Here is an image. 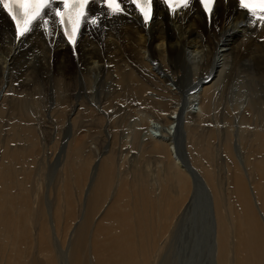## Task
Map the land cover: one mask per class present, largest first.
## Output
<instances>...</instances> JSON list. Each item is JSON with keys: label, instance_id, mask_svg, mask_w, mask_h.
Wrapping results in <instances>:
<instances>
[{"label": "bare ground", "instance_id": "1", "mask_svg": "<svg viewBox=\"0 0 264 264\" xmlns=\"http://www.w3.org/2000/svg\"><path fill=\"white\" fill-rule=\"evenodd\" d=\"M90 10L98 14L101 8L93 3ZM129 12L131 15L105 16L99 28H83L74 48L63 40L55 23L50 25L54 30L51 37L36 27L17 42L10 21L0 10L1 184L10 171L8 160H20L21 152L24 156L25 151L32 153L30 148L36 145L48 148L57 142L54 146L59 154L70 151L65 163L63 154L59 155L64 165L76 160L75 152L98 153L101 141L111 145L102 157L94 153L100 161L94 178L89 180L86 213L72 228L70 245L66 248L53 241L44 217L38 232L39 251L35 254L36 248L31 245L33 232L22 223L24 218L16 222L25 234L15 246L19 249L14 252L13 244L0 243V264L4 260L6 264H161V259L156 261L161 253L167 254L163 263L178 264L182 257L177 260L176 255H171L175 238L186 218L193 214L189 201L203 192L200 185L204 179L217 193L216 205L211 206L212 230L216 234L213 264H228L227 242L233 236L238 242L237 264L245 260V264L251 260L257 264L254 250L260 241L264 245V129L252 131L239 123L234 128L227 122L225 128L208 132L210 143L212 139L215 143L220 140L219 148L212 152L221 148L226 152L224 157L231 158L230 163L224 159L225 188L209 166L188 161L185 131L189 130L191 138H198L196 127L213 112L218 113L220 102L227 103L222 113L225 121L253 120L256 114L264 119V27L254 26L235 0H217L209 21L197 3L175 16L157 3L154 19L147 26L135 11ZM195 103L197 108L192 107ZM67 135L70 139L62 144V137ZM47 137H51L49 142ZM16 140H23L22 144L10 143ZM115 145L119 153L114 152ZM136 151L155 153L154 162L143 168L140 165V174L134 164ZM203 151L204 147L198 150L200 157L209 156ZM79 166L77 181L81 179L80 171L84 181L88 169L84 163ZM254 171L259 172V179ZM62 180L71 198L67 175ZM129 187H140L142 194L134 192L133 201L126 207L124 198L129 195ZM6 189L0 194H5ZM108 197L112 198L110 205L94 221L93 213ZM27 198L21 196V201L28 202L31 214L36 198L31 203ZM8 199H0V222L13 227L17 217L11 215ZM231 211L237 219L232 220ZM131 217L135 218L133 223ZM231 220H237V224H230ZM201 225L199 218L195 219L192 234L198 233ZM165 235V241L160 239ZM101 236H110L108 247ZM161 240L163 245L159 246L157 242ZM193 241L186 249L188 259L183 257L182 264L195 254ZM145 246L152 252L143 261ZM11 252L24 255V260L9 258ZM259 257V263L264 264L262 248Z\"/></svg>", "mask_w": 264, "mask_h": 264}, {"label": "rangeland", "instance_id": "2", "mask_svg": "<svg viewBox=\"0 0 264 264\" xmlns=\"http://www.w3.org/2000/svg\"><path fill=\"white\" fill-rule=\"evenodd\" d=\"M123 21H125V20H123ZM195 105H196V103H195ZM195 105L193 104L192 107L197 108V105L196 106ZM217 105H218L217 106L218 113L216 111L215 114H213L214 113L213 112L211 114L213 116H210V117H212V119H210V117H207L206 121L204 120L202 122V124L200 125V127L195 126L197 128L196 132L201 134V135L199 134V136H196L198 138H195V137L191 138L192 134L190 133V136L188 135L189 130L185 131V134L187 133V140L185 141V147H186L185 152L187 154L186 155L187 159H189L188 161L191 162L192 165L195 162H198V163L204 164L205 166H209L210 171L211 170L214 171V175H215V177H217L216 180L217 181L219 180L218 181L219 184L220 185L222 184L225 188V186H226V184H225L226 179L225 178L227 175V172H226L227 169H226V166L224 165V161L226 160L227 162H229L231 160V158H230V156H229V158H225L223 154H225L226 152H223L224 149L222 150L221 148L216 152L215 151L212 152V149L214 150V149H216V147L219 148L218 145H219L220 140L217 139L218 142L216 141L217 143H215V139H212L211 142L213 141V143H210L207 140V137L209 135L208 132L210 130H212V133H213L215 130L221 129V127L225 128V124L227 122H228L227 124L233 125L234 128H235V124L238 125V123H239V124H242L243 126H245V128H248L249 130H252V131L258 130L259 131V130L264 129V119H262L259 114H256V115L252 116L253 120L252 119H246V120L233 119L232 121H229V120L225 121L223 119L224 118L223 114H224L225 107H227V103L220 102ZM263 108H264V106H263ZM246 109L252 110L249 106H247ZM213 111H214V109H213ZM220 114L222 115V117ZM220 117H221V119H220ZM201 126H202V128H201ZM68 137L70 139L71 136L67 135V136L62 137V139H63L62 144H65L67 142ZM39 139L42 140L43 138L38 137V140ZM118 139H119V137H118ZM50 140H51V137L50 138L47 137V142H49ZM22 141L23 140H16V142L11 141L10 143L11 144L21 143ZM102 142L103 141L100 142V146H101V148H99L100 152H98V153L94 152V153H96L97 156H100V157H102L103 156L102 154L104 152H106L107 150H109V148L111 147V145L108 144L107 142H103V143ZM56 143L49 144L48 148H43L42 146L36 145V147L30 148V149H33V151H34L32 153H31L32 150L31 151H25L27 154H25V156H24V153L21 152V154L24 158L21 157L20 160H15L14 162H11V160H8L7 164H9V166H10L9 167L10 171L8 172L9 174L7 175V178H4L2 180V184L0 182V191L5 190V188H7V189H6L5 194H0V199L2 200L3 198H9L7 203H8V207L10 208V213L13 217H15V218L17 217V218L14 221V223H15V226H13L14 228L10 227L8 224L6 225L5 223L0 222V243H2L4 245L8 244V246L10 245V243L13 244L12 249L15 248L14 250H16L14 252H17V250L19 249V247H17V248L15 247L18 245L17 242L21 241L22 237L25 235L22 227L18 226L16 224V222L19 223L20 221H23L22 219L25 218L24 222H22V223L27 224V226L29 225V228L33 232L32 233L33 236L31 237V245H32V247L35 246L36 249H35L34 253L36 254L39 251V250H37V247H36L39 244L38 232L39 233L41 232V229H42L41 220L44 217H45L44 219L47 220V225H48L50 232L52 234L53 241L57 242L56 244H58L59 246L63 244L62 246H65L67 248L70 245V242L72 239V234H73L72 228H74V226H76L80 222V220L85 215L84 213H86L85 204H86V197L88 194L89 180H90V178H94V176H95V173H96L95 170L98 167V162L100 161L99 157L96 158L94 156L93 152H92L93 154L92 153L87 154L88 153L87 151L80 152V153L75 152V154H76L74 156V158L76 159L75 161L73 159V160H70L69 162H67L65 165L60 164L59 155L63 154V157H62L64 159L63 163H65V159H67V160L69 159L70 151L66 152V153H60L59 154L60 150L57 151V149H55ZM203 147L205 148V151H203V152L210 153L209 156H206L205 158H202L198 155V150H202ZM114 148H115L114 152L119 151L118 145H115ZM196 148H198V150H196ZM47 149L49 150V152ZM59 149H62V147H59ZM116 150H118V151H116ZM246 151H248V150H246ZM46 152H48L47 153L48 156L46 155ZM235 152H236V149H235ZM53 153L55 155H53ZM134 153H136L134 164L136 166H138V168L136 170L138 174H140V170H139V169H141L140 165H142V168H143V167H147L148 163L154 162L155 153L150 154V152H149V153L144 154V152L139 153L137 151ZM29 154L31 155V157ZM237 154H239V158L241 159V155H240L241 153L238 151V152H236V155ZM77 155H80V156L78 157ZM195 157L197 159H195ZM240 159L238 160L239 163H241ZM251 159H253V157ZM0 160H1V148H0ZM108 162H110V161H108ZM82 163H84L86 165V169H88V174H87L85 180L83 181V179H82L83 177H82L81 171H80V178L81 179L79 181H77V177H79L78 176V170H81V166H79V165ZM2 166L0 168L1 170H2ZM125 167H128V165L126 164ZM200 168H201V165H200ZM68 170H70V171H68ZM254 174H256V178L258 177L257 179H259V177H260L259 172L254 171L253 175ZM257 174H258V176H257ZM16 175H17V177H16ZM19 175H22L21 179H19L20 178ZM66 175L68 177L69 188L72 191L71 198L69 195H67V189H65V184H63V180H62L63 178H65ZM203 179H204V177H203ZM221 180H222V183L220 182ZM34 181H35V183H34ZM5 184H7V185H5ZM25 184L27 187L25 186ZM86 184H87V187H86ZM222 185H221V187H222ZM200 186H202L200 191L201 192L203 191V192L200 193L199 190H197L196 191L197 195H199V193H200L199 197H197L196 199L194 198L195 200L192 199L191 202L189 201V203L191 205L189 207H190V210L192 211L190 213H193L194 215H196V217H194L193 214H191L190 217L188 216L190 219L188 217L186 218V221L182 225L177 238H175V242H174L175 247H174L173 253L171 255L172 256L176 255L177 260L180 257H182L179 259L180 263L177 261L178 264H182L181 261L184 260V258L188 259L187 254L189 253V251H187V250H188L189 244L192 243V239L194 240L193 241L194 243L196 242L194 245V253L195 254L193 256L191 253L192 256H190L189 262L186 264H198V263L199 264H213V262H214L213 261L214 255H213L212 250H213V241L215 239L214 237L216 236V234L213 231L214 226L211 224V221L214 222L212 219V217H213L212 216L213 215V212H212L213 208L212 207H213V204L216 202L217 193L215 191L213 193V188L211 186H209V184L205 181V179H204V182H202ZM22 187H23V189H21ZM25 189H26V191H25ZM203 189H205V190H203ZM208 189L210 192L208 191ZM128 191H129V195L124 198L126 207L128 205H130V203L133 201L132 195L134 192H135L134 194H137V192L142 194L140 187H135V188L129 187ZM85 192H86V194H85ZM203 193H205L204 196H203ZM21 196L28 197L27 201H29V202L31 201V199L36 198V205H35V208L33 209L31 214H30V212H28L29 211L28 202H22ZM229 197H230L229 200H230L231 207H232V202H233L232 195L230 194ZM203 198L205 200L208 198V200L210 202L208 200H206V202H205V200ZM212 198H213V200H212ZM202 199H203V201H201ZM110 200H112V198L108 197V199H106V201H103L98 205L95 213H93V215H92V219H94V221L98 220V218L101 217V215H102L101 213L110 205V203H109ZM17 201H18V203H17ZM215 205H216V203H215ZM76 206H77V208H76ZM208 206L210 209L208 208ZM214 209L216 210V207H214ZM43 210L45 211V215H43ZM127 211H129V210H127ZM81 212H82V214H81ZM231 212H232V220L237 219L236 214L233 211H231ZM29 214H30V217L28 218ZM194 218L195 219L199 218V221H201V223H203V225H201L199 227V229L197 230L198 233H196V234H194V233L192 234V232L195 230L194 229V221H195ZM232 220L230 221V224L232 222V224L235 223V225H236L237 220L234 222ZM68 221H71V222H68ZM130 221L133 223L135 221V218L131 217ZM51 222H52V224H51ZM43 225H45V223H43ZM195 228H197V227H195ZM212 228H213V230H212ZM119 231H120V229L118 228L116 230V232H119ZM17 232H18V234H17ZM245 234H246V232L244 233V235ZM195 236H198V238H194ZM101 237L104 238V241H102V242L104 244H106V247H108L111 244L110 243V236H101ZM10 238H11V240H10ZM166 238H167V235L161 236L160 239L165 241ZM229 239L230 238H228L227 241ZM162 240L160 241L161 242L160 244L157 242V244L159 246L163 245ZM10 241H12V242H10ZM157 241H159V239H157ZM231 241H234V242L232 243ZM197 242H199V244ZM261 242L262 241L259 242L257 249L254 250V252L257 250V256L258 257L256 256V260H255L257 264L261 263V261H260L261 258L259 257L261 248H262V250H264V248H263L264 245H263V243L261 244ZM229 243H231L232 245ZM25 247L26 246H24L23 248L21 247L22 249L20 248L21 252L23 254H24L23 251H25ZM145 247L146 248H143L142 253H141V257H143V261L147 260V258H149L148 257L149 253L152 252V248H149L147 246H145ZM227 248L229 251V258L227 260V263L228 264H234L236 262V264H237V259L235 257H236V249H238V242H236V238H234V236H233V238H231L227 242ZM242 249L246 250L244 248H241V250ZM250 251H251L250 255H252L254 252H252V250H250ZM14 252H11L10 256ZM164 252H166V250H164ZM38 255H39V253L37 254V256ZM165 255H167V254L161 253L160 257L161 256L162 257L157 258L158 260H156V261L159 262V259H161L162 260L161 264H165V263H163V260L166 259ZM17 257H19V258H17ZM243 257H245L244 254H243ZM9 258H11V259L14 258V261L15 260L21 261V260H24V255L23 256H17V255L13 254ZM192 258H194L195 260ZM5 259H6V256H5ZM118 259H119V256H118ZM139 259H137V260H139ZM259 261H260V263H259ZM245 263H246V260H245L244 264ZM2 264H6V261L4 260ZM10 264H13V263L11 262ZM250 264H254V263H252V260H251Z\"/></svg>", "mask_w": 264, "mask_h": 264}, {"label": "snow or ice", "instance_id": "3", "mask_svg": "<svg viewBox=\"0 0 264 264\" xmlns=\"http://www.w3.org/2000/svg\"><path fill=\"white\" fill-rule=\"evenodd\" d=\"M170 15L175 16L189 9L194 0H160ZM209 20L214 16L217 0H197ZM100 6L98 14H91V4ZM238 7L251 18L254 26L264 27V0H238ZM0 10L5 12L14 25V38L21 41L34 28L41 27L51 37L55 23L67 42L74 48L78 36L85 27L102 26L103 18L127 15L134 10L147 26L154 19V0H0Z\"/></svg>", "mask_w": 264, "mask_h": 264}]
</instances>
